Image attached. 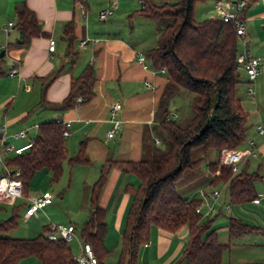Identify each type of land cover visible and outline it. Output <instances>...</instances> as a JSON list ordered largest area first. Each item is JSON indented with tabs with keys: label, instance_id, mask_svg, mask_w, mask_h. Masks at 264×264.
I'll list each match as a JSON object with an SVG mask.
<instances>
[{
	"label": "trees",
	"instance_id": "16d2710c",
	"mask_svg": "<svg viewBox=\"0 0 264 264\" xmlns=\"http://www.w3.org/2000/svg\"><path fill=\"white\" fill-rule=\"evenodd\" d=\"M141 1L139 14L157 25L155 43L144 54L153 69H164L166 78L154 113L155 134L164 144V149H154L151 141L144 144L143 156L137 161L106 160L91 185L88 214L80 228V237L84 243L90 244L98 264H105L104 260L110 253L104 245L106 209L99 202L109 170L115 167L139 180L136 188L130 184L125 187L132 200L125 217L122 250L117 264H139V250L148 244L152 226L168 232L187 230V241L175 264L181 261L185 264H222V254L230 243L218 240L216 228L211 227L214 218L202 221V213L195 211L202 200L178 195L176 185L186 171H196L205 163L212 175L210 183L227 185L230 204L248 203L258 196L255 182L261 176L257 171L249 172L245 163L239 172L233 173L230 166L220 162L222 150L242 147L246 139L248 112L239 95L241 71L237 68L235 32L231 23L216 18L196 20L194 8L199 0ZM14 9V27L20 43H7V48L28 45L33 37L46 35L35 13L24 1L17 3ZM63 33L68 41L67 52L74 61L76 53L72 50L71 22L65 25ZM3 59L4 54L0 58V75L4 74L1 69ZM94 81L93 66L88 64L72 77L69 92L61 101L49 102L42 97L37 107L62 113L84 104L93 96ZM181 89L191 95L193 116L186 126L177 124L169 114V103ZM77 97H81V101H77ZM63 129L64 124L60 120L40 122L32 146L21 154L4 158L11 174L15 169L20 170L18 178L23 196H28L36 173L44 170L52 183L59 180L65 161L70 167L91 162L86 156L85 139L79 142L76 153L68 157ZM198 148L202 153L193 159V152ZM209 152L214 154L213 159H208ZM4 172L2 167L0 173ZM11 207L10 216L0 220L2 234L18 226L21 206L12 203ZM48 225L32 238L0 235V264H19L27 257L36 258L40 264H77L69 242L47 239ZM253 230H260V227L248 225L237 217L228 219L229 240Z\"/></svg>",
	"mask_w": 264,
	"mask_h": 264
},
{
	"label": "crops",
	"instance_id": "0c3cea01",
	"mask_svg": "<svg viewBox=\"0 0 264 264\" xmlns=\"http://www.w3.org/2000/svg\"><path fill=\"white\" fill-rule=\"evenodd\" d=\"M22 1L35 13L41 29L46 35L33 37L28 45H12L3 53L1 69L4 74L0 75V123H7L9 134L22 129L27 130V136L24 138L8 139L9 143L15 146L23 145L29 139L34 138L37 133L36 126L43 122L37 121L33 117L38 113L37 109H40L37 107L40 99L43 97L49 102L61 101L69 92L72 77L77 76L86 65L91 64L94 69L95 81L92 88L93 96L89 101L62 113L42 110L43 113H50L49 119L46 121L70 122L67 137L72 138L70 139L72 145L76 142L79 144L83 139L86 140V156L91 163H96L95 167L84 169L88 176L86 181L90 182H84V194L88 197L93 180L96 174L100 173L101 166L106 164V160L137 161L143 156L145 143L152 141L154 146L161 143L154 130L156 124L154 113L166 78L164 73L153 69L148 60V67L144 68L143 64L136 59L138 53H144L146 49L154 45L157 30L155 29V34L146 36L136 37L133 35L132 20H136L139 24L138 31L146 27V21H151L139 14L142 7L141 0L137 1L139 5L137 8L133 7L134 3L130 0H85V13L80 12L77 5L78 0H0V44L4 42L20 43L15 27L10 29L8 34L3 31V27L8 22H12L15 26L14 7ZM111 1L116 3V8L111 15L115 14L120 20L130 22L129 30L126 27L120 28L113 24L98 25L93 20L91 21L93 12L108 7ZM214 1L199 0L198 5H195L194 15L201 8L200 15L203 16V19L216 18L213 9ZM242 17L245 23L249 52L251 55L259 57L262 62L260 72L253 82L254 94L250 95L246 91L248 84L246 74L240 75L239 86L242 106L248 112L246 139H252L258 147V156L247 158L244 164L247 163L249 172L257 171L261 176V179L255 182V189L259 195L264 191V133L260 134L256 130L258 124L264 126V0H248ZM70 22L73 27L72 50L76 53L74 61L67 52L68 41L63 33L65 25ZM85 38L98 39V42L95 44L88 42L86 46H80L79 42ZM50 39L55 42L53 51L48 50ZM147 43L148 47H143V44ZM11 69L15 70V75L10 77L5 73ZM52 76L54 77L49 81ZM145 82H150L151 86H145ZM117 99L122 106L116 116L120 122L119 129L113 137L109 138L107 132L111 127L110 107ZM177 101L179 99L173 100L176 107L173 111H169L170 115L176 114L174 118H178L180 115V106L177 107ZM16 102H18V106L15 108ZM12 107L13 111L10 113ZM156 139L159 141L158 144L154 143ZM244 145L245 141L242 146ZM88 165L90 163L83 166ZM0 166L2 168V164ZM41 173L36 174L41 175ZM2 175L0 173V177ZM127 184L136 188L139 180L134 178V175L125 173L118 168L113 167L109 170L99 202L100 206L106 209L107 231L104 245L107 250L113 248L111 241L121 237L125 227V217L132 200V195L125 190ZM196 191L198 192L199 189L192 191L193 196H184V198L196 197L203 202L204 199L200 194L196 196ZM41 193L32 197L25 196L28 202L23 206V209L25 210L30 201ZM22 197L23 195L17 199ZM17 199L14 203L17 202ZM205 201L209 202V199ZM8 205L11 206V204ZM255 206L261 213H259L257 223L260 230H253L249 233H260L264 236V201ZM205 210L206 206H203L201 212L203 213ZM39 211L45 219L41 228L39 226L37 229L35 225L27 226L21 228L16 234H11V232L4 234L10 237L30 236L29 234L33 235L40 231L42 233L43 226H47L53 220H62L56 212V208H53V200L51 204ZM39 211L27 219L22 215L23 221L27 222L33 217L38 218ZM67 222L72 223L69 219ZM225 228L227 229V224ZM186 241L187 230L184 233L181 231L168 232L152 226L148 244L140 248L139 264L141 259L145 264H150L151 259L156 260L155 258L159 259L163 256L165 259L160 264H173V260L178 252L183 250ZM242 246L249 247L245 252L248 255H245V258L236 259L234 264H264V245L251 242L243 243ZM253 247L258 248L255 250L252 249ZM19 264H40V262L34 257H27Z\"/></svg>",
	"mask_w": 264,
	"mask_h": 264
},
{
	"label": "rangeland",
	"instance_id": "374dc122",
	"mask_svg": "<svg viewBox=\"0 0 264 264\" xmlns=\"http://www.w3.org/2000/svg\"><path fill=\"white\" fill-rule=\"evenodd\" d=\"M137 1L138 0H130V2L134 3V6H133L134 8H137V5H138ZM197 5L198 3H196V6ZM201 10L202 9L199 8V12L197 11L195 13L194 18L196 20L203 19L202 18L203 16L200 15ZM97 13L98 11L93 12L92 19H91V21L93 20L95 24H98V25L113 24L120 28L126 27L129 30L130 22L120 20V18H118L115 14L110 15L108 20L102 22L97 19ZM131 22L134 26V31H133L134 36L141 37L142 35L146 36L147 34H152V33L155 34V29L157 27L155 22L146 21L145 22L146 27L140 29L139 31H138L139 24L136 22V20H132ZM143 45H144L143 47H146V46L148 47V43L143 44ZM3 68L5 67L3 66ZM7 72L5 74H7ZM243 74L245 73L241 71L240 75H243ZM263 88H264V83H263ZM178 99L180 102L177 101L178 103L177 107L180 106V115L178 116V118H174V119L177 122V124H179L180 126H186L189 123L191 117L193 116V110L190 105L191 95L187 91L181 89L179 93H177V95H175L173 99L170 101L169 111H173V109H175L176 105L173 104V100H178ZM17 106H18V102L15 103L14 107L16 108ZM12 111H13V107L12 109H10V113H12ZM37 112L38 113L33 115V117H35L37 121H46L49 119V114H50L49 112L43 113L41 109H37ZM70 139L72 138L71 137L65 138L68 157L73 156L78 150V146H79L78 142H76L75 144L73 143L72 145L70 142ZM154 149H157L158 151L163 150L164 144L161 142L160 145L154 146ZM201 153H202V150L200 148L196 149L193 152L192 158L196 159L197 157L201 155ZM10 156H12V154L7 155L6 157H10ZM213 156L214 154L212 152L208 153V159H213L214 158ZM95 164H96L95 162H92V163L90 162V165L88 166L77 164V165H73L72 167H70L67 161H65L63 164L62 174L57 182L51 183L50 175L48 173L40 171L39 173L42 172L41 175L36 174L33 177V179L31 180V186L29 187V190H28V197H32L38 193L45 192V191L50 192L53 195V208H56V212L59 214V217L62 219V220H53L52 222L68 224L69 222L67 221L69 219V221H71L73 225L76 227L77 229L76 234L79 239H81L80 233H79L80 228L87 217L88 205H89V194H88V197L86 196V194H84V188H85L84 182L86 181V179H88V176L87 174H85L84 169L93 168L96 166ZM0 165H1V161H0ZM0 171H1V166H0ZM98 176H99V173L96 174L93 181H95ZM211 176L212 175L208 171L206 164L202 163L196 171H186L184 173L182 179L176 185V191L178 195L182 197L193 196L194 193L192 191H194L195 189L196 190L199 189L198 192L196 191V196H198L199 194L201 195V192H205L206 194H209L211 191H214V190H217L220 192V195L216 202L217 211L212 213L208 217L203 215L204 214V211H203L201 218H202V221H206L208 219L214 218L211 227L217 228L218 240L222 243H227V242L230 243L229 248L226 249L222 254V264H234L233 262L236 261V259L240 257L245 258L246 257L245 255H248V253H245V252L246 250H248L249 247H243L242 246L243 243L249 244L251 242L253 243L256 242V243H261L262 245H264L263 243L264 236L261 235L260 233H249V234H245L240 237H234L229 240L228 232H227V229L225 228V225L228 224L229 217H237V218H240L243 222H246L250 225L258 226L257 223H258V217L260 216L259 215L260 210L255 205H253L251 202L240 204V205L230 204L229 199H228L227 185L222 182H218L215 184L209 183ZM134 178L137 179L135 175H134ZM86 182L90 183L89 180H87ZM27 202H28V199L25 196H23L20 199H17L15 206L17 207L21 206L22 209L20 208L19 210L18 226L16 227V229L11 231V234H16V232L21 230V228H25L27 226L33 227L35 225L37 226V229H38V227L40 226L41 228L42 223H44L45 219L43 215L40 213V211L38 214L39 215L38 218L33 217L27 222L23 221L22 219V215L24 211L23 206ZM228 203L230 204V207H231L230 212H227L224 209V205ZM11 209L12 207L9 206L8 204L1 203L0 204V215H1L0 220L6 219L7 217H9L11 213ZM39 233H41V231L33 235L29 234L30 236H16L14 238H32V237H36L37 235H39ZM0 235H5V234L0 233ZM77 245L78 244H77L76 239H73L71 242H69V246L71 247L74 255L78 253ZM111 247L113 248L109 250L110 253L104 260L105 264H117L118 263L120 259V255H121V250H122L121 249L122 248L121 237H119L118 239L116 238V240L111 241ZM173 247H174V244H173ZM257 248L258 247L256 248L253 247L252 249L256 250ZM179 252L176 255V258L173 260L174 261L173 264H175L176 261L178 260L181 254V252L180 253ZM155 259L156 260L151 259L150 264H160L161 261L165 259V256L159 259L158 258H155ZM140 264H145L142 259H141ZM178 264H185V263L181 261Z\"/></svg>",
	"mask_w": 264,
	"mask_h": 264
},
{
	"label": "built area",
	"instance_id": "2783aa9c",
	"mask_svg": "<svg viewBox=\"0 0 264 264\" xmlns=\"http://www.w3.org/2000/svg\"><path fill=\"white\" fill-rule=\"evenodd\" d=\"M85 0H78L77 5L80 12L85 13L84 7ZM248 0H215L213 9L216 15V19L221 22L231 23L235 32L238 51H237V68L244 72L248 78V84L246 91L248 94L253 95L255 89L253 87V82L255 81L257 75L260 72L261 59L257 56H253L249 52L248 40L246 35L244 19L241 16L242 11L245 9ZM142 4V1H140ZM116 8V3L111 1L109 6L98 11L97 19L99 21L107 20L110 15L114 12ZM14 28L12 22H8L4 27L3 31L8 34L10 29ZM88 42L97 43L98 39L85 38L79 42L80 46H86ZM55 48V42L50 39L48 42V50L53 51ZM7 49V42L0 45V50L5 52ZM137 61L143 64L144 68H147V59L144 53L140 52L136 57ZM159 73H164V69L157 70ZM15 70L11 69L7 72V76H14ZM145 86L150 87V82H145ZM77 101H81V97L76 98ZM121 102L117 99L114 101L110 107L111 116V127L107 132V137H113L119 129V120L116 118L117 114L121 110ZM170 117H176V114L170 115ZM64 129L62 134L67 137L69 134L70 122H63ZM37 127V126H36ZM258 133H264V126L258 124L256 126ZM27 136V130L22 129L12 133H8V126L6 122L0 123V161L4 169V174L0 177V203L12 204L14 201L22 196V184L18 176L20 175V170L15 169L14 173L11 174L10 170L4 164V156L9 154L18 155L28 150L33 143V138L29 139L26 143L20 146H15L9 143L8 139L18 140L19 138H24ZM158 140H155V144H158ZM258 156V147L252 139H246L245 145L235 149H225L222 150L220 155L221 164L228 165L233 173H237L242 168L245 160L249 157L256 158ZM220 192L217 190L211 191L209 194L201 192V196L204 199L195 209L197 213H202V207L206 206V210L203 215L210 216L212 213L216 212L217 199ZM209 199V202L205 200ZM53 200V195L45 191L40 195L34 197L29 205L26 207L23 217L25 219L36 215L39 210H42L47 205L51 204ZM211 200V202H210ZM264 201V191L261 192L256 198H254L251 203L253 205L259 204ZM224 209L230 212V204L224 205ZM76 227L71 224L63 223H53L50 222L48 225V230L46 232V237L48 240L55 241L61 239L65 242H70L73 239L77 240L78 243V253L73 255V259L77 264H98L95 254L88 243H84L81 239L77 237Z\"/></svg>",
	"mask_w": 264,
	"mask_h": 264
},
{
	"label": "water",
	"instance_id": "95a60500",
	"mask_svg": "<svg viewBox=\"0 0 264 264\" xmlns=\"http://www.w3.org/2000/svg\"><path fill=\"white\" fill-rule=\"evenodd\" d=\"M3 51H0V58L3 56ZM186 231V229L185 228H183V229H181V233H184Z\"/></svg>",
	"mask_w": 264,
	"mask_h": 264
}]
</instances>
